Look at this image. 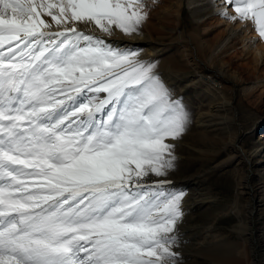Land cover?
<instances>
[{
    "label": "snow or ice",
    "instance_id": "1",
    "mask_svg": "<svg viewBox=\"0 0 264 264\" xmlns=\"http://www.w3.org/2000/svg\"><path fill=\"white\" fill-rule=\"evenodd\" d=\"M219 16L264 40V0ZM147 17L145 0H0V264H180L166 177L188 113L153 62L96 35Z\"/></svg>",
    "mask_w": 264,
    "mask_h": 264
},
{
    "label": "rangeland",
    "instance_id": "2",
    "mask_svg": "<svg viewBox=\"0 0 264 264\" xmlns=\"http://www.w3.org/2000/svg\"><path fill=\"white\" fill-rule=\"evenodd\" d=\"M176 2L155 0L153 3V0H145L148 17L140 34L125 36L119 33L124 39L146 36L164 46L174 45L177 39L187 37L194 41L192 36H195L198 44L204 43L205 46L198 74L181 64L177 49H169L159 57L166 69L155 72L172 98L180 100L188 113L186 131L179 139L169 141L175 144L176 159L174 169L166 177L170 181L168 190L184 193L181 202L183 215L177 222V229L180 236L193 245L190 253H202L205 249L210 251L224 241L228 244V254L236 257L233 264H264V152L255 160L254 175L250 181L251 187L263 189L260 195L255 196L256 205L252 213L254 235L251 237L254 245L251 248L250 241H242L236 235L240 230L234 229L241 226L242 234H247L250 198L246 193L237 196L236 186L243 172H235L231 168L211 171L231 154L223 142L226 138L223 131L225 123L215 120V123L222 121L220 126L210 129L204 128L198 121L201 115L206 120L213 115V106L219 105L214 98L220 94L225 99L224 103L229 101L231 104L236 146L244 151L255 147L264 150V57L255 66L247 63V57L262 39L255 31L253 21H246L239 28L238 23L241 22L220 18L219 11L224 6V0H183L181 8H177ZM177 11L180 14L178 22L172 18ZM168 12L172 13L166 18L165 13ZM229 15L234 13L229 11ZM224 21L228 22L227 26H224ZM251 30L256 32V38L252 37ZM127 48L138 50L142 61L149 56L148 47L137 44V41ZM99 95L101 99L106 96L105 93ZM188 197L196 201L203 198V202L184 210L182 203ZM186 242L181 245L188 246ZM181 254L186 256H179L180 264H213L202 254L193 255L192 259L189 253L182 251Z\"/></svg>",
    "mask_w": 264,
    "mask_h": 264
},
{
    "label": "bare ground",
    "instance_id": "3",
    "mask_svg": "<svg viewBox=\"0 0 264 264\" xmlns=\"http://www.w3.org/2000/svg\"><path fill=\"white\" fill-rule=\"evenodd\" d=\"M182 1L183 0H177V2H176L177 8H181ZM220 1H222V0H220ZM171 13H169V12L165 13V17L171 16ZM179 15H180L179 11H177L176 13L172 14V18H174L178 22ZM219 22H221V21H219ZM227 25H228V22L224 21V26H227ZM242 25H243L242 23H238L239 28ZM251 34H252V37H254V38L257 37V34L255 31L251 30ZM96 35L103 36V38L105 40H107L109 43H111L113 45H118V46H121L124 48L131 47V44L134 41H137V44H139V45L147 46L149 56H147L145 62H153L155 64V68H154L155 72L159 71L161 69L162 70L166 69V68H163L165 63L161 64L159 57L164 55L165 52H167V50H169V49H177L178 50V58H179L181 64L183 66H186L188 68L193 69L195 71V73H197V74L199 73L197 71L200 69L201 64H203V61L200 59V56L202 55V53L205 49V46H204V43L198 44V38L197 37L195 38V36H192V38L195 39L194 41H192L190 37H187V38H189L188 40H187V38L177 39L176 40L177 42L174 45L172 43H170L168 46H164L161 43L153 42L149 37H146V36L145 37L144 36H141V37L133 36L132 38H129L132 41L129 39H124V37L121 36V34L119 33L118 30H114V33L112 36H104L102 33L99 32V30H97ZM245 39L246 38H244V40ZM263 54H264V41L259 40L258 45L255 47L252 54H250V56L247 57V60H248L247 63L252 64L254 66L257 65L259 63V61L262 59V56L264 57ZM228 63H229V65L232 64L230 61ZM215 76H217V75H215ZM218 77H220V76H218ZM217 97L218 98H214V101H218L219 105L213 106V109H214L213 115H209V117H207V120L205 119L204 115H201L199 118L200 120H198V121L202 123V126L204 125L203 126L204 128L206 127V128H210V129L220 126V123L222 121L219 123H215V120H223V123H225L224 127L222 126L225 137H226L223 142H225V146H227V148L230 149L231 154H230V156H227V159H224L223 161L218 163L211 171L220 172V171H223L227 168H229V169L231 168L235 172H240V171L243 172V173L241 172L243 174V176H242L243 179L241 177L240 182H238V184L236 186L238 189V195L237 196L246 193L247 196L249 195V198H250V203H249L248 210H247V220H246L248 222V225H247L248 228L246 230L247 234H246V236L244 234H242L241 230H243V229L241 226L240 227L238 226L237 228H234V229L240 230L239 232L237 231L236 235L238 236V238L242 239V241H246V242L250 241L249 243L251 244V248H252L253 247L252 245H254V242L251 240V237L254 235V231L252 229V213H253L254 206L256 205L255 196L260 195L262 188L251 187L250 181H251L252 175H254L253 169L256 166L255 160L257 158H260V156L264 152V150L260 151L259 147H255L253 150L244 151L241 148H238L236 146L235 142H236L237 136H236L235 131H234V121H233L234 115L232 114V111L230 110L231 104L229 101L227 103H224L225 99L220 94H218ZM197 125H199V124H197ZM219 128H221V127H219ZM198 202H203V198L198 199L196 201L193 198L188 197L187 200H185L182 203V205H183L182 207L184 210H188L189 207H191L192 205H195V203H198ZM247 222H246V224H247ZM176 234H177L176 250L179 252L180 257L186 256L184 254H181V252L183 251L185 253H189V257L191 259H192V257H194L193 255H197V254L205 255L204 257L210 258L209 260H211V262L213 264H233L236 261V257L234 254H232L231 252H230L231 254H228V252H229V250H227L228 244H226L224 241L222 243L216 244V245H218V248L210 249V251H206V249H205V251L203 250L202 253L201 252L190 253L189 252L190 247L193 246L191 244V242H189V241L186 242V238H182L180 236L179 229H177ZM184 241L186 242V244L188 246L184 247L183 245H181V243L183 244ZM192 242H194V240ZM252 256L254 259L255 257H254L253 252H252ZM189 264H192V263H189Z\"/></svg>",
    "mask_w": 264,
    "mask_h": 264
}]
</instances>
